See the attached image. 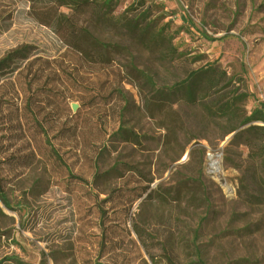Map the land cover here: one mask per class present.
<instances>
[{"label":"rangeland","instance_id":"1","mask_svg":"<svg viewBox=\"0 0 264 264\" xmlns=\"http://www.w3.org/2000/svg\"><path fill=\"white\" fill-rule=\"evenodd\" d=\"M132 4L180 31L178 58L108 25L89 27L105 48H71L83 9L0 0V59L32 48L0 80V263L264 264V187L247 149L232 167V135L159 95L218 63L243 79L248 112L264 107V0H123L116 14Z\"/></svg>","mask_w":264,"mask_h":264},{"label":"trees","instance_id":"2","mask_svg":"<svg viewBox=\"0 0 264 264\" xmlns=\"http://www.w3.org/2000/svg\"><path fill=\"white\" fill-rule=\"evenodd\" d=\"M33 3H61L62 6L73 11L83 9V24L75 25L65 38V43L71 48H80L84 41H90L96 47L105 48L99 39L90 33L92 25H108L121 34L130 37L143 48L160 53L162 58L176 59L180 56L174 45L179 30L170 32L171 22L162 26L152 17V8H139L137 4L127 7L122 13L116 14V10L123 0H29ZM113 48L118 46L111 45ZM32 53L30 46H21L0 59V80L6 75L20 70V63L28 61ZM20 73V72H19ZM242 78L230 77L218 63H208L205 66L190 71L186 78L174 84L167 92L159 95L174 101L175 97L189 107H200L213 125L222 130L223 137L232 135L225 147V161L232 167L240 169V165L234 159V149L244 146L248 151V160L253 163L251 176L255 182H261L258 187H264V107L246 110L248 92L244 88L234 85V81L242 84ZM122 131V130H121ZM0 199L9 208L6 195L1 187ZM239 187L248 194V177H241ZM149 196V195H148ZM256 199L250 196V201ZM24 264L18 259H6L5 262ZM42 264H46L43 262Z\"/></svg>","mask_w":264,"mask_h":264},{"label":"bare ground","instance_id":"3","mask_svg":"<svg viewBox=\"0 0 264 264\" xmlns=\"http://www.w3.org/2000/svg\"><path fill=\"white\" fill-rule=\"evenodd\" d=\"M211 167L213 169L214 172H218V168L217 166L219 165V160L215 159L214 157H211Z\"/></svg>","mask_w":264,"mask_h":264},{"label":"water","instance_id":"4","mask_svg":"<svg viewBox=\"0 0 264 264\" xmlns=\"http://www.w3.org/2000/svg\"><path fill=\"white\" fill-rule=\"evenodd\" d=\"M77 108H78V106H76V105H73V107H72V110H73V111H76V110H77Z\"/></svg>","mask_w":264,"mask_h":264}]
</instances>
